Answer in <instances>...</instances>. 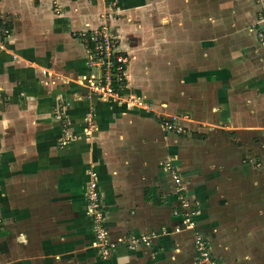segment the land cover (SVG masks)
Wrapping results in <instances>:
<instances>
[{
	"label": "crops",
	"instance_id": "0c3cea01",
	"mask_svg": "<svg viewBox=\"0 0 264 264\" xmlns=\"http://www.w3.org/2000/svg\"><path fill=\"white\" fill-rule=\"evenodd\" d=\"M258 7L0 0V27L9 28L0 48V264H198L195 233L174 213L178 185L219 264H264ZM102 23L128 56L126 100L81 82L90 69L80 32ZM174 116L185 132L163 126ZM92 174L108 238L146 234L148 243L120 242L106 256L93 247Z\"/></svg>",
	"mask_w": 264,
	"mask_h": 264
},
{
	"label": "built area",
	"instance_id": "2783aa9c",
	"mask_svg": "<svg viewBox=\"0 0 264 264\" xmlns=\"http://www.w3.org/2000/svg\"><path fill=\"white\" fill-rule=\"evenodd\" d=\"M256 2L259 7L256 18L251 24V29L256 38L260 42H264V0H256ZM8 32L9 28L0 27V48L3 45V37ZM80 37L86 45V63L90 69V73L81 78V82L85 83L88 88V93H94L98 96L112 95L117 100H126L124 94L129 87L130 75L127 70L128 56L120 48V35L109 24L102 23L92 29L80 32ZM60 112L61 110L56 114L58 118H60ZM90 117L91 112L88 111L85 116L87 122H90ZM162 124L168 130L176 132H185L186 130L184 124L180 123L175 116L163 120ZM68 138V131L64 130L60 141L66 142ZM174 180L177 182L179 178L174 176ZM182 189L183 186L178 185L179 205L174 209V213L179 214L185 226L195 233L197 262L198 264H219L212 257L202 236L195 230L194 216L198 210L196 205L180 192ZM85 196L90 209L92 230L94 232L92 245L102 256L113 252L120 242L125 243L128 248H133L139 242L148 243L149 236L146 234H142L137 238L120 237L116 240L108 238V231L104 225V210L100 203V191L97 187L96 177L93 174L87 185Z\"/></svg>",
	"mask_w": 264,
	"mask_h": 264
},
{
	"label": "rangeland",
	"instance_id": "374dc122",
	"mask_svg": "<svg viewBox=\"0 0 264 264\" xmlns=\"http://www.w3.org/2000/svg\"><path fill=\"white\" fill-rule=\"evenodd\" d=\"M113 30H115L114 28H113ZM116 31V30H115ZM117 33H118V31H117ZM119 34V33H118ZM129 86H130V84H129ZM209 251H210V249H209ZM211 253V252H210ZM212 255V254H211Z\"/></svg>",
	"mask_w": 264,
	"mask_h": 264
}]
</instances>
